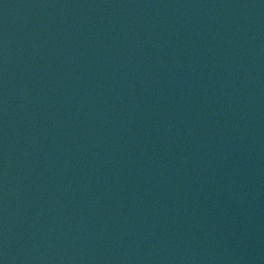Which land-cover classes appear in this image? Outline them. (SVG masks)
<instances>
[{"label": "water", "instance_id": "obj_1", "mask_svg": "<svg viewBox=\"0 0 264 264\" xmlns=\"http://www.w3.org/2000/svg\"><path fill=\"white\" fill-rule=\"evenodd\" d=\"M0 264H264V0H0Z\"/></svg>", "mask_w": 264, "mask_h": 264}]
</instances>
